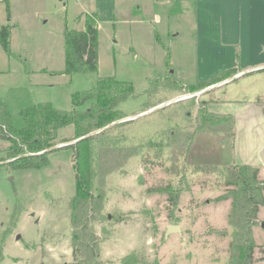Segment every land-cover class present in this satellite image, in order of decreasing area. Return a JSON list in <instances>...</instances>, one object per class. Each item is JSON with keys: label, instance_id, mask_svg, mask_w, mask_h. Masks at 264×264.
Wrapping results in <instances>:
<instances>
[{"label": "rangeland", "instance_id": "1", "mask_svg": "<svg viewBox=\"0 0 264 264\" xmlns=\"http://www.w3.org/2000/svg\"><path fill=\"white\" fill-rule=\"evenodd\" d=\"M114 1L0 0V25L11 26L14 55L9 57L0 45V97L16 86L28 88L25 68L34 66L51 69L46 74L54 73L53 85L33 88L30 98L63 110L73 108L72 93L91 88L98 77L128 81L133 93L119 109L137 117L126 120L121 131L125 145L139 146L137 156L107 175L100 210L70 205L76 179L71 148L52 151L50 163L41 168L1 167L0 264H232L238 229L229 216H240L242 207L241 201L235 210L231 207L233 186L225 180L227 168L243 165L240 161L258 168L264 164V68L206 91L207 86L186 92L157 83V90L149 93L150 81L173 74L174 66L185 70L184 83L194 82L196 0ZM85 13L96 14L98 20V68L62 73L64 32L81 30ZM166 56L174 62L170 69ZM189 61L193 64L187 69ZM212 99L216 103L211 109L232 114L233 136L216 132L215 124L199 127L198 109L206 103L210 112L207 102ZM62 138L75 139L74 125L59 130L58 140ZM158 142L170 145L161 150ZM8 146L0 138L1 163L11 160ZM259 172L264 178V165ZM166 190L178 191L174 206ZM168 224L179 225L181 233L166 234ZM263 224L261 204L252 227L253 264H264ZM75 246L81 249L79 259ZM90 247L97 250L91 253Z\"/></svg>", "mask_w": 264, "mask_h": 264}, {"label": "trees", "instance_id": "2", "mask_svg": "<svg viewBox=\"0 0 264 264\" xmlns=\"http://www.w3.org/2000/svg\"><path fill=\"white\" fill-rule=\"evenodd\" d=\"M7 15L9 18V5ZM83 21L82 30L66 28L64 32L65 67L62 72L65 74L94 72L98 68L96 14L85 13ZM10 29V24L0 25V45L9 57H13L9 40ZM236 58L238 60V53ZM165 62L166 67L170 69L168 56ZM238 72V68L232 67L211 76L206 81L188 86L182 85L171 73L160 81L156 78L151 80L148 92L157 90V83L163 87L179 88L189 92L222 81ZM132 93L130 82L118 80L113 76H102L97 78L91 88L72 93L73 108L63 110L47 101L32 102L30 93L25 88H11L7 97H0V138L8 141L7 158H11L9 162H0V170L3 166L13 171L41 168L50 163L48 155L52 151L71 148L76 179L74 196L70 205L81 204L86 211L89 207L100 210L106 197L107 175L121 168L130 157L137 156L139 146L125 145V135L121 131L129 121H121L98 133L88 135L75 143L52 149V151L38 152L49 149L58 142L69 141L71 138L58 140L59 130L69 124L74 125V138H78L125 117L126 114L119 109V104ZM83 106L86 108L81 109ZM196 117L201 129L205 126L211 129L215 124L216 132H226L230 136L234 134V120L230 113L208 112L206 103H202ZM169 145L170 143L158 142L161 150ZM259 173L257 166L246 163L238 167L227 168L225 185L233 186L229 190L235 197L231 207L235 210L240 201L242 207L240 216L233 213L229 216V223L234 224L238 229L234 234L237 243H233L235 249L231 253L232 264H253L252 254L256 244L252 237V227L255 225L260 205L264 204V178H259ZM167 192L170 206H174L178 201V191ZM222 197L225 196L218 199H223ZM72 212L75 220V207ZM93 248L90 247L91 253H93ZM80 253L81 249L75 246L74 255L80 258Z\"/></svg>", "mask_w": 264, "mask_h": 264}, {"label": "crops", "instance_id": "3", "mask_svg": "<svg viewBox=\"0 0 264 264\" xmlns=\"http://www.w3.org/2000/svg\"><path fill=\"white\" fill-rule=\"evenodd\" d=\"M112 1L115 3L114 0ZM194 18V66L190 67L193 64L191 61L186 66L187 69L193 70L194 82L189 84L206 81L211 76L232 67L239 69L235 75L242 73L234 80L246 72L264 68V0H196ZM237 53L239 54L238 60L236 58ZM171 58L172 56H169L170 66L174 65ZM166 69L168 68L166 67ZM178 69L174 66L173 74L182 85L188 86L189 84L182 81L185 70L179 66ZM50 70L48 71L42 66L25 68L29 81L28 88L16 87L25 88L30 93L33 88H50L53 85L51 77L54 75V73L46 74ZM39 75L45 76L42 79H37L36 76ZM220 82L206 86L219 87L222 85H219ZM30 99L32 102L34 101L32 98ZM215 100L212 99L207 102L210 111L218 114L229 113L216 112L211 109V106L216 103ZM243 163L246 162L240 161V164ZM263 165L258 163L259 171L262 170Z\"/></svg>", "mask_w": 264, "mask_h": 264}, {"label": "water", "instance_id": "4", "mask_svg": "<svg viewBox=\"0 0 264 264\" xmlns=\"http://www.w3.org/2000/svg\"><path fill=\"white\" fill-rule=\"evenodd\" d=\"M240 74H242V73H240ZM240 74H237V75H234V76H232V77H230V78H226V79H224L222 82L219 83V85H221V84H223V83H225V82H229V81L234 80L235 78L239 77ZM210 87H212V86L206 87V89H204V91H206V90H207L208 88H210ZM204 91L193 92V93H189V94H185V95H181V96H176V97L172 98L171 100H169L168 102L160 103V104L156 105L154 108H151L150 110H148V111H146V112H142L141 114H138V115H144V114H147V113L153 112V111H155V110H157V109L163 108L164 106H166V105H168V104H170V103H172V102H174V101H179V100H182V99H186V98H189V97H193V96H196V95L201 94V93L204 92ZM136 117H137V116H132V117H131V116H125V117H122V118H120L119 120H116V121H113V122L109 123L108 125L104 126V127L101 128V129L94 130V131H91V132L87 133L85 136H81V137L75 138V139H73V140H69V141H67V142H65V143H59V144L53 145L51 148H49V149H45V150H42V151H40V152H38V153H43V152H47V151H52V149H55V148H58V147H62V146H66V145H69V144H71V143H75L76 141H78V140H80V139H83V138H85V137L88 136V135H91V134L98 133V132L102 131L104 128L110 127V126H112V125H114V124H116V123H120L121 121H126V120H132V119H135ZM263 225H264V224H263ZM166 226H167V228H166V234H169V233H171V232H178V233H181V227H180L179 225H177V224H175V225H170V224H168V225H166ZM231 231H232V229L229 228V229H228V233H231ZM66 234H69L68 231H66ZM19 237H20V235H17V239H18Z\"/></svg>", "mask_w": 264, "mask_h": 264}]
</instances>
